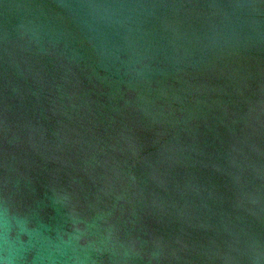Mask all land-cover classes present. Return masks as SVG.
<instances>
[{
  "label": "water",
  "instance_id": "1",
  "mask_svg": "<svg viewBox=\"0 0 264 264\" xmlns=\"http://www.w3.org/2000/svg\"><path fill=\"white\" fill-rule=\"evenodd\" d=\"M0 264H264V0H0Z\"/></svg>",
  "mask_w": 264,
  "mask_h": 264
}]
</instances>
